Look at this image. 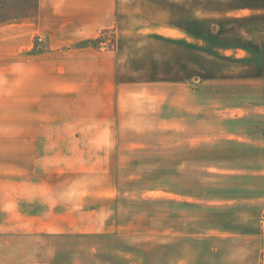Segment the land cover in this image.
<instances>
[{
	"label": "crops",
	"instance_id": "1",
	"mask_svg": "<svg viewBox=\"0 0 264 264\" xmlns=\"http://www.w3.org/2000/svg\"><path fill=\"white\" fill-rule=\"evenodd\" d=\"M109 238L263 264L264 0H0V264Z\"/></svg>",
	"mask_w": 264,
	"mask_h": 264
},
{
	"label": "rangeland",
	"instance_id": "2",
	"mask_svg": "<svg viewBox=\"0 0 264 264\" xmlns=\"http://www.w3.org/2000/svg\"><path fill=\"white\" fill-rule=\"evenodd\" d=\"M36 41L40 42L37 40ZM41 38V37H40ZM112 42V34L108 37ZM120 241V242H119ZM117 241V239H102L101 241H97V245H101V249L94 247L86 246L85 251L70 253L68 256L69 261H79L89 264H159V258L157 255V243L156 240L151 243V245H140L139 243H143L146 239H122ZM128 241V243H127ZM69 243L73 244V241L70 240ZM86 245L92 244L93 241H84ZM81 244V242H79ZM121 244H123L121 246ZM145 244V243H143ZM125 245H131L133 252L128 256L124 253H119L120 250L125 249ZM116 250V252H115ZM119 250V251H118ZM150 251V253L148 252ZM264 264V261H263Z\"/></svg>",
	"mask_w": 264,
	"mask_h": 264
},
{
	"label": "trees",
	"instance_id": "3",
	"mask_svg": "<svg viewBox=\"0 0 264 264\" xmlns=\"http://www.w3.org/2000/svg\"><path fill=\"white\" fill-rule=\"evenodd\" d=\"M99 41H100V36L95 39L89 40L87 43L95 45L98 44ZM112 42H114V39H112Z\"/></svg>",
	"mask_w": 264,
	"mask_h": 264
},
{
	"label": "built area",
	"instance_id": "4",
	"mask_svg": "<svg viewBox=\"0 0 264 264\" xmlns=\"http://www.w3.org/2000/svg\"><path fill=\"white\" fill-rule=\"evenodd\" d=\"M37 40H38V41H40V40H41V38H40V37H38V38H37Z\"/></svg>",
	"mask_w": 264,
	"mask_h": 264
}]
</instances>
